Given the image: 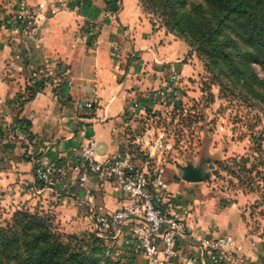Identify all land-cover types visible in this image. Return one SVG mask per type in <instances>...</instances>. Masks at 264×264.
I'll list each match as a JSON object with an SVG mask.
<instances>
[{
  "label": "crops",
  "instance_id": "1",
  "mask_svg": "<svg viewBox=\"0 0 264 264\" xmlns=\"http://www.w3.org/2000/svg\"><path fill=\"white\" fill-rule=\"evenodd\" d=\"M24 1L30 7L41 6L34 40L7 28L6 12L0 7V136L13 121H25L34 152L50 163L71 161L90 136L96 144L97 160L116 153L122 147L123 111L132 93L157 86L156 63L182 58L186 46L153 31L137 0ZM89 25L94 27L93 43L87 40L88 31L84 32ZM60 65L67 68L72 87H46L24 101L32 76L39 70L55 73ZM181 69L185 75L191 70L186 65ZM90 99L95 100L92 113L75 108V103ZM164 175L166 189L176 204H188L186 222L195 237L229 233L239 240L244 256L258 260L264 255L261 239L248 233L237 209L203 201L196 193L198 182L179 178L180 171L173 166H168ZM24 185H34L32 164L24 149H0V193L19 197ZM35 195H41L45 200L41 204L54 211L56 222H71L74 227L92 222L89 196L100 214L117 210L125 201L114 184L96 176L68 192L42 189ZM115 244L117 248L121 241ZM181 246L183 256L197 254L194 246ZM122 251L127 264H145L143 256Z\"/></svg>",
  "mask_w": 264,
  "mask_h": 264
},
{
  "label": "rangeland",
  "instance_id": "2",
  "mask_svg": "<svg viewBox=\"0 0 264 264\" xmlns=\"http://www.w3.org/2000/svg\"><path fill=\"white\" fill-rule=\"evenodd\" d=\"M137 2L153 31L170 35L187 48L176 61L156 63L155 75L159 77V84L143 89L162 88L175 72L177 91L184 98L180 111L172 110L165 103L158 108L162 113L154 125L163 128L173 143L172 151L163 156L161 166L164 171L168 166L175 167L180 171L181 179L188 176L187 172L192 174L199 184L196 193L203 196V201L217 203L222 209H237L248 225V233L259 237L264 247V58L261 63L252 64L258 80L242 77L237 80L224 75L216 79L212 73L215 63L208 62L202 51L190 44L185 36L164 27L146 0ZM0 7L6 12L8 28L10 20L21 10L13 0H0ZM93 29L89 25L84 30L85 33L88 31L89 43L94 42ZM184 65L191 69L186 75L181 69ZM42 189L34 179L33 186L21 188L19 197L0 193V226L5 227L15 212L30 215L44 212L52 218V241L69 244V251H76L81 257L83 254L84 261L78 258L72 264H127L121 245L117 249L116 244L104 241L110 248L106 252L96 247L88 235L94 228L92 222L78 227L70 226L71 222H56L54 211L48 204H41L45 201L41 195H35ZM178 206L188 208L184 202ZM237 250L248 264H264V255L252 260L244 256L239 244ZM25 252L22 250L21 260L15 264H30Z\"/></svg>",
  "mask_w": 264,
  "mask_h": 264
},
{
  "label": "built area",
  "instance_id": "3",
  "mask_svg": "<svg viewBox=\"0 0 264 264\" xmlns=\"http://www.w3.org/2000/svg\"><path fill=\"white\" fill-rule=\"evenodd\" d=\"M21 10L8 28L18 30L34 40L40 7H30L24 0H13ZM41 81L43 90L53 85L72 87L65 66L55 73L37 71L30 80ZM175 72L160 89L133 92L123 111L125 120L122 147L103 160L96 158V144L92 136L77 150L71 161L50 163L34 152L32 137L21 121H13L0 136V149L21 146L30 163L37 184L43 189L68 192L72 187L85 185L91 176L114 184L125 196L121 206L100 214L93 196L87 202L93 223L92 232L105 242L121 241L123 250L145 258V264H248L238 253V240L229 234L216 237H195L187 222L189 208L178 206L166 189L163 156L170 153L173 143L163 128L155 127L160 119L161 104L180 111L184 98L177 91ZM95 100L75 103L81 112L92 113ZM136 125L137 128L133 127ZM197 250L193 256H183L181 245ZM134 264V263H130Z\"/></svg>",
  "mask_w": 264,
  "mask_h": 264
},
{
  "label": "trees",
  "instance_id": "4",
  "mask_svg": "<svg viewBox=\"0 0 264 264\" xmlns=\"http://www.w3.org/2000/svg\"><path fill=\"white\" fill-rule=\"evenodd\" d=\"M197 1L146 0V4L164 27L185 36L208 62L216 64L212 70L216 79L224 75L258 80L252 64L264 58V0ZM27 89L24 101L43 91L42 82L35 80ZM21 123L28 128L25 121ZM51 222L44 212H15L5 227L0 226V264L17 263L22 250L30 264H72L78 258L84 261L83 254L81 257L69 251V244L52 241ZM88 235L102 252L110 250L93 232Z\"/></svg>",
  "mask_w": 264,
  "mask_h": 264
},
{
  "label": "water",
  "instance_id": "5",
  "mask_svg": "<svg viewBox=\"0 0 264 264\" xmlns=\"http://www.w3.org/2000/svg\"><path fill=\"white\" fill-rule=\"evenodd\" d=\"M183 169H181V171H182ZM188 173V176L187 177H184V180H186V181H190V182H195V181H197L194 177H191V175L192 174H190L189 172H187Z\"/></svg>",
  "mask_w": 264,
  "mask_h": 264
}]
</instances>
